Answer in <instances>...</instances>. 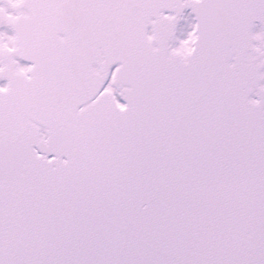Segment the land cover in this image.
<instances>
[{
	"label": "snow or ice",
	"instance_id": "6c2138e0",
	"mask_svg": "<svg viewBox=\"0 0 264 264\" xmlns=\"http://www.w3.org/2000/svg\"><path fill=\"white\" fill-rule=\"evenodd\" d=\"M0 264H264V0H0Z\"/></svg>",
	"mask_w": 264,
	"mask_h": 264
}]
</instances>
